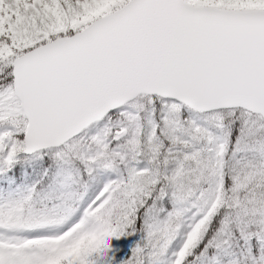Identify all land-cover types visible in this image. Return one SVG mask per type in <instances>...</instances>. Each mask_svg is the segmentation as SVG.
<instances>
[{
	"label": "snow or ice",
	"instance_id": "1",
	"mask_svg": "<svg viewBox=\"0 0 264 264\" xmlns=\"http://www.w3.org/2000/svg\"><path fill=\"white\" fill-rule=\"evenodd\" d=\"M0 264H264V0H0Z\"/></svg>",
	"mask_w": 264,
	"mask_h": 264
}]
</instances>
